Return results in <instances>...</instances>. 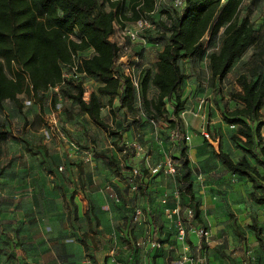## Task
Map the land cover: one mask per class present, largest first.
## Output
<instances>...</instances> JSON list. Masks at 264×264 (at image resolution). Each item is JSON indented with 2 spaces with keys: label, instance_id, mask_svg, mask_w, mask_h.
<instances>
[{
  "label": "rangeland",
  "instance_id": "1",
  "mask_svg": "<svg viewBox=\"0 0 264 264\" xmlns=\"http://www.w3.org/2000/svg\"><path fill=\"white\" fill-rule=\"evenodd\" d=\"M173 2L160 4L152 17L153 27L138 32L139 41L131 42L127 35L129 29L135 28L134 22L126 20L123 25L119 18L116 20L113 41L129 46L116 65L133 82L137 99L130 108L121 106L118 97L110 103L109 96H101V113L107 128L97 126L65 96L64 89L73 87L74 82L63 89L41 91L38 96L24 94L29 102L20 107L13 101H5L0 106V121L17 123L21 119L19 110L24 112L23 106H31L34 100L42 108L44 118L40 124L46 121L45 125L55 126L56 121H62L59 141L67 142L66 155L71 150L75 155L59 159L57 164L58 156L52 153L49 165L55 164L56 168L61 165L63 170L78 167L95 171L91 180L85 177L75 183L81 187L92 185L91 201L95 204L106 201L107 211L111 210L112 214L115 211L113 218L104 216L93 222L89 230L86 223L81 225L86 230L83 237L88 241L84 264H264V202L252 198V192L264 193V182L231 173L219 156L226 151L237 161L246 154L264 173V103L259 119L253 124L260 125L263 138L257 137L251 150L243 142L232 139L239 124L228 115L243 105L232 96L241 89L237 77L242 73L249 75L253 66H264V0H245L241 12V18L249 16L263 34L260 40L236 60L224 77L214 78L208 54L219 50L223 32L221 29L215 39L208 32L204 36L205 57L182 61L186 77L179 95L185 100V109L179 113L180 119L173 115V97L167 101L168 112L156 121L139 95L144 77L157 70L158 52L168 41L170 32L164 23H168V8ZM105 8L110 9L108 3ZM125 13L131 14L129 9ZM92 54L93 49L89 48L81 56ZM78 79L83 82L87 99L92 92L98 93L103 84L92 75ZM157 90L149 79L147 97L156 96ZM53 113L57 115L56 121L51 118ZM66 120L75 126H66ZM204 131L209 132L210 138ZM6 144V140L0 143V158ZM182 147L189 155L202 222L196 218L194 205L181 189L180 179L187 173L180 155ZM112 157L118 162L115 166L110 162ZM4 167L0 161V168ZM156 167L159 171L153 173L151 170ZM135 169L142 173L136 174ZM179 206L180 211L173 212ZM255 227L261 229L259 235ZM201 229L208 235H201ZM0 260L2 264L8 263L5 257Z\"/></svg>",
  "mask_w": 264,
  "mask_h": 264
},
{
  "label": "trees",
  "instance_id": "2",
  "mask_svg": "<svg viewBox=\"0 0 264 264\" xmlns=\"http://www.w3.org/2000/svg\"><path fill=\"white\" fill-rule=\"evenodd\" d=\"M244 2L185 0L181 7L168 8V23H164L170 32L168 41L158 52L157 70L144 77L139 95L152 119L158 121L168 112L167 101L173 97V115L180 119L179 113L185 109V100L179 95L186 77L182 61L187 58L197 61L205 57L204 36L208 32L212 39L221 29L223 32L219 50L208 54L214 78L224 77L236 60L260 40L263 34L254 21L249 16L241 18ZM105 3L109 4V10ZM126 9L130 10V15L125 13ZM154 10L156 0H0V106L9 100L20 107L21 94L38 96L41 91L61 85L64 70L78 54L77 70L97 77L103 84L99 86L98 93H91L88 100L83 97L85 90L81 79L71 78L60 89L74 82L73 87L64 89L65 96L72 99L97 126L107 128L101 113V96H109L110 103L118 97L121 106L130 108L137 99L133 82L116 65L120 48L110 38L115 22L119 18L125 25L126 20L135 22L145 16L152 21L155 13L150 12ZM89 48L93 49V54L82 57L81 53ZM149 79L158 89L152 98L146 95ZM237 83L241 89L233 92L232 96L243 105L228 113L233 122L239 124L232 139L243 142L251 150L256 145V138H263L260 125L254 127L253 124L259 119L264 103V66H253L249 75L240 74ZM6 138L7 131L0 129V143ZM180 155L187 169L180 179L181 189L194 205L196 218L202 222L200 199L193 190L185 147L181 148ZM219 156L231 173L252 180L259 178L264 182V173L250 162L246 154L237 161L226 151L220 152ZM110 162L114 166L118 164L113 157ZM252 198L262 203L264 193L252 192ZM255 232L259 235L261 229L255 227ZM83 244L87 249L84 239Z\"/></svg>",
  "mask_w": 264,
  "mask_h": 264
},
{
  "label": "crops",
  "instance_id": "3",
  "mask_svg": "<svg viewBox=\"0 0 264 264\" xmlns=\"http://www.w3.org/2000/svg\"><path fill=\"white\" fill-rule=\"evenodd\" d=\"M115 34L116 29L112 40ZM25 95L19 96L23 104L29 102ZM31 102V106H23L24 112L19 110L17 123L0 121L7 131V147L0 158L5 165L0 168V257L7 264H84L86 230L81 225L86 223L89 230L102 217L113 218L115 210L113 214L107 211L106 201H91L92 185L75 183L85 177L91 180L95 171L49 165L52 153L59 164V159L73 158L74 151L65 154L68 144L59 141L63 123L56 121L57 115L51 117L55 126L45 125L46 121L40 124L42 108ZM3 116L7 118L6 113ZM66 126L75 124L66 120Z\"/></svg>",
  "mask_w": 264,
  "mask_h": 264
},
{
  "label": "built area",
  "instance_id": "4",
  "mask_svg": "<svg viewBox=\"0 0 264 264\" xmlns=\"http://www.w3.org/2000/svg\"><path fill=\"white\" fill-rule=\"evenodd\" d=\"M166 1L167 0H156V10L150 12V14H154L159 9L160 4L162 2H166ZM173 1L174 2L172 4H170L169 8H171V7L172 8L173 7H181V6H183L185 4V0H173ZM134 25H135V28L134 29H129V31L127 32V35H128V37H129L131 42L139 41V33H138L139 31H144L145 29H151L153 27L152 21L146 16L138 19L137 21H135ZM140 39H142L145 42V38L142 37ZM118 46L120 48L119 49L120 55H119V58L117 60V63L120 62L121 58L123 59L124 52L129 49V46L127 44L122 45V46H120L118 44ZM79 58H80V55H78V54L75 55L74 56V62L71 65L67 66V68L64 70V72H63V80H62L61 85L65 84L66 81L71 79V78L78 79L81 76L85 75L84 73H81V72H79L77 70V65H78ZM61 85H57L53 89L59 90ZM83 97H84L85 100H88L87 97L85 96V92H84V96ZM203 133H204V135L206 137L210 138L209 132L204 131ZM173 170H175V169L173 168ZM151 171L153 173L158 172L159 168L158 167L153 168ZM135 173L138 174L140 172H138V170L135 169ZM134 185H136V184H134ZM134 188H135V186H134ZM179 211H180V206L175 208V209H173V212L177 213ZM203 234H207L208 235V232L204 231V229H201V235H203ZM245 264H250V262H246Z\"/></svg>",
  "mask_w": 264,
  "mask_h": 264
}]
</instances>
